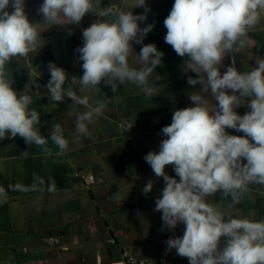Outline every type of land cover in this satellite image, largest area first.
I'll list each match as a JSON object with an SVG mask.
<instances>
[{
  "label": "clouds",
  "instance_id": "clouds-1",
  "mask_svg": "<svg viewBox=\"0 0 264 264\" xmlns=\"http://www.w3.org/2000/svg\"><path fill=\"white\" fill-rule=\"evenodd\" d=\"M101 4L102 0H43L38 9L43 21L33 23L25 12V0H0V140L19 136L28 145L47 142L39 130L40 114L30 107L33 96L27 87L21 92L13 88L5 65L14 57L35 53L44 43L41 34L52 26L79 25L89 13L98 18L112 14L114 19H97L82 31L83 44L75 49L83 62L82 76L69 80L65 69L48 64L46 88L52 106L65 97L84 106L86 111L72 113L75 131L83 136L104 105L91 106L88 96H78L71 85L97 89L103 82L115 90V82H130L145 96H156L155 81L161 77L155 76L151 84L149 80L164 53L155 44H146L137 54L141 66L129 64L135 52L132 42L143 44L154 27H140L150 11L146 0H135L133 8H145L139 15L111 12ZM262 19L264 0H174L163 22L165 43L186 57L182 71L196 74L188 76L187 83L202 87L189 94L194 106L175 110L171 123L161 129L165 138L159 151H150L143 159L165 183L154 208L162 213V230L184 225L183 236L170 237L166 250L175 249L189 264H264V219L226 215L208 200L221 192L238 205L250 184L264 185V57L256 58V66L246 72L234 63L220 71L226 56L250 42L248 33ZM42 23L48 27L42 28ZM209 95L215 101L212 107ZM241 106L249 109L244 115L236 111ZM227 129L244 135L229 134ZM49 138L61 150L68 148L59 128ZM169 165L175 177L165 172ZM152 189L149 180L142 191L147 195Z\"/></svg>",
  "mask_w": 264,
  "mask_h": 264
},
{
  "label": "crops",
  "instance_id": "crops-1",
  "mask_svg": "<svg viewBox=\"0 0 264 264\" xmlns=\"http://www.w3.org/2000/svg\"><path fill=\"white\" fill-rule=\"evenodd\" d=\"M42 2L25 0V12L33 23L43 21L38 12ZM134 3L102 0L101 6L111 12L143 14L145 8H133ZM173 4L174 0H146L150 11L140 27H154L143 44L132 42L136 53L129 57L130 66L139 68L137 54L143 45L155 44L164 53L161 66L149 80L151 84L155 76L161 77L155 81L156 96H145L130 82H115V90L103 82L97 89L71 85L78 96H88L91 106L104 105L88 125L87 135L76 133L72 116L86 111L84 106L67 97L55 107L49 101L48 64L65 69L69 80L82 76L83 62L75 51L83 44L82 31L97 19L113 20L112 14L98 18L89 13L79 25L52 26L41 34L44 43L35 53L14 57L5 65L13 88L21 92L27 87L33 96L30 107L40 114L39 130L48 139L39 146L28 145L19 136L0 140V264H114L126 250L137 256H156L166 264H189L175 249L166 250L170 237L183 236L184 225L162 230V213L154 208L165 183L143 159L150 151H159L165 138L161 129L171 123L175 110L194 106L189 94L202 87L187 83L188 76L195 78L196 74H185L186 57L165 43L163 22ZM12 10L10 6L8 11ZM40 26L48 27L46 23ZM248 40L244 48L224 58L221 73L233 63L238 70L249 71L256 66V58L264 57V19L248 33ZM208 100L212 107L215 101L210 95ZM236 111L244 115L249 109L241 106ZM56 128L69 141L66 150L49 138ZM165 172L175 177L171 165ZM149 180L153 189L145 195L142 190ZM208 200L226 215L264 219V185L250 184L238 205L221 192Z\"/></svg>",
  "mask_w": 264,
  "mask_h": 264
},
{
  "label": "built area",
  "instance_id": "built-area-1",
  "mask_svg": "<svg viewBox=\"0 0 264 264\" xmlns=\"http://www.w3.org/2000/svg\"><path fill=\"white\" fill-rule=\"evenodd\" d=\"M114 264H166L162 259L156 256H137L130 250L121 254L120 260Z\"/></svg>",
  "mask_w": 264,
  "mask_h": 264
}]
</instances>
